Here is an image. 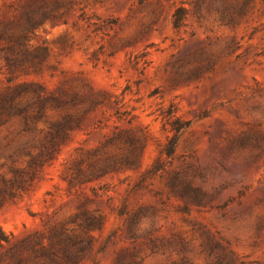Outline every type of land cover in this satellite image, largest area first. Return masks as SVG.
Returning a JSON list of instances; mask_svg holds the SVG:
<instances>
[{"label": "rangeland", "instance_id": "374dc122", "mask_svg": "<svg viewBox=\"0 0 264 264\" xmlns=\"http://www.w3.org/2000/svg\"><path fill=\"white\" fill-rule=\"evenodd\" d=\"M6 25L0 264H264V0H0Z\"/></svg>", "mask_w": 264, "mask_h": 264}, {"label": "trees", "instance_id": "16d2710c", "mask_svg": "<svg viewBox=\"0 0 264 264\" xmlns=\"http://www.w3.org/2000/svg\"><path fill=\"white\" fill-rule=\"evenodd\" d=\"M180 12H181V9H178L177 10V14H176V18H177V20H176V24L175 25H178V18H179V14H180ZM47 18V16L46 15H43V16H41L40 18H38V19H35V18H30L29 20H28V24L26 25V26H24V31H27V32H24V36H23V38H26L27 37V33H31L32 31H33V29L37 26V25H40V24H42V21L44 20V19H46ZM10 29L11 28H9V26H4L3 28H1L0 27V40H4V39H6V37H8V35H9V31H10ZM10 61V60H9ZM10 110V107L9 106H7L6 104H4V103H2V102H0V121H2V119H3V116H4V114L5 113H8V111ZM51 155V154H50ZM51 157V156H50ZM36 160L34 159L33 160V163L35 164L36 162H35ZM40 163H42V164H44V163H47V160H40ZM20 183H22V182H15V185H17V189H20ZM93 225H97V224H93ZM10 236H12V237H14V235L13 234H10V235H7L5 232H4V230H2V229H0V246L1 247H5V244L4 243H10V241H11V238H10ZM57 255L56 254H54V256L53 257H56ZM13 257H15L14 255H13ZM75 255L74 254H72L71 252H69V247H67L66 249H65V252H64V259H65V262L66 263H74L76 260H75ZM57 258H59V259H61L59 256H57Z\"/></svg>", "mask_w": 264, "mask_h": 264}]
</instances>
